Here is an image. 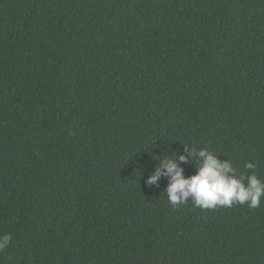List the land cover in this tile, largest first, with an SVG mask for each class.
Masks as SVG:
<instances>
[{
    "label": "trees",
    "instance_id": "16d2710c",
    "mask_svg": "<svg viewBox=\"0 0 264 264\" xmlns=\"http://www.w3.org/2000/svg\"><path fill=\"white\" fill-rule=\"evenodd\" d=\"M183 146L264 180V0H0V264H264V198L146 185Z\"/></svg>",
    "mask_w": 264,
    "mask_h": 264
},
{
    "label": "clouds",
    "instance_id": "9594fccd",
    "mask_svg": "<svg viewBox=\"0 0 264 264\" xmlns=\"http://www.w3.org/2000/svg\"><path fill=\"white\" fill-rule=\"evenodd\" d=\"M183 149L184 153L178 157L175 153L167 157L162 155L154 172L145 181L149 187H158L159 180L166 178L167 186L163 192L173 208L189 201L200 209L231 208L245 204L250 209L260 206L264 198V180L257 176L254 163L245 162L244 168L249 170V174L242 172L238 175L231 161L219 159L207 148L183 146ZM193 159L197 160L195 172L186 177L181 165ZM12 239L9 233L0 236V251L6 249Z\"/></svg>",
    "mask_w": 264,
    "mask_h": 264
}]
</instances>
